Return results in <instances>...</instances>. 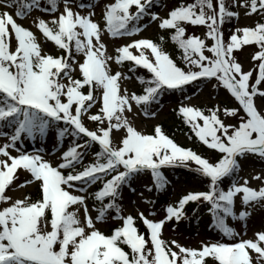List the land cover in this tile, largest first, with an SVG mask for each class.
Listing matches in <instances>:
<instances>
[{
    "label": "snow or ice",
    "instance_id": "6c2138e0",
    "mask_svg": "<svg viewBox=\"0 0 264 264\" xmlns=\"http://www.w3.org/2000/svg\"><path fill=\"white\" fill-rule=\"evenodd\" d=\"M153 8V0H0V264H264V226L247 234L252 211L264 208V170L251 177L258 187L239 176L241 160L264 162V0H180L163 16ZM241 15L258 19L241 24ZM152 23L175 58L165 36L139 35ZM225 23H234L226 38ZM251 46L245 70L235 52ZM138 69L146 71L135 76L139 88L122 87ZM205 84L236 106L188 103L186 89L195 96ZM166 93L181 95L176 115L212 155L179 145L160 124L135 125L137 113L157 117ZM49 138L51 151L24 148ZM176 167L206 187L154 218L144 193L163 191L162 169ZM146 177L140 198L152 208L129 210L123 192L136 193ZM190 202L193 213L205 206L219 238L189 246L163 237L167 223L189 219Z\"/></svg>",
    "mask_w": 264,
    "mask_h": 264
},
{
    "label": "rangeland",
    "instance_id": "374dc122",
    "mask_svg": "<svg viewBox=\"0 0 264 264\" xmlns=\"http://www.w3.org/2000/svg\"><path fill=\"white\" fill-rule=\"evenodd\" d=\"M169 0H156V4H154V8L153 10L157 11L161 16H163L171 6H173V3H169ZM104 2V0H100V3L102 4ZM97 12V16H99L100 14V8L98 7L96 9ZM257 18L256 16H253L251 18V20L245 19L243 17V15H241L240 17V23L241 24H252L254 22H256ZM21 22V21H18ZM22 23L28 24V21H24ZM204 29H198L197 34H201L203 32ZM162 32V30L158 29L157 25L155 23L149 24L146 28L145 31L141 32L139 35L143 36V37H150L153 40H156L157 37L160 35V33ZM123 40H115L113 42H111L110 44V51L111 48L114 47L115 45H118L120 43H123ZM49 47H51V45L49 44ZM254 51L253 47H245L243 49V51H236L235 55L236 58L238 59L239 62L242 63L243 67L245 70H248L251 66H252V62L250 60V54ZM207 54V53H206ZM177 63L179 64L180 62L177 61ZM116 69V66L113 65V70ZM124 69L126 71L127 66H124ZM131 75V74H130ZM123 86H127L130 90L133 88H138L136 85L135 80L130 79L129 81H127L125 84L122 85ZM190 96V100L188 101V103L195 105V106H199L201 108H208V107H213L216 106L218 104H224V106H227L226 103L230 102L231 99L229 98V94H227V92L224 89H213L211 87L210 84H207L206 87H204L201 92L198 95L193 96L192 94H188ZM177 97L175 95H173L171 97V101H166L164 103L166 110L164 111L163 109H160L159 106H157L154 110L157 111V117L152 119V118H145L141 115H139L138 113L136 115H132L131 119L134 121L135 125L139 128L142 129L145 132H150V129L154 127L155 124H159L166 121L164 124H167L169 126H172L171 122H170V112L169 109L174 107L175 105H178L177 102ZM262 101L257 100V103L260 104ZM176 103V104H175ZM232 106H235L233 103H231ZM223 106V105H222ZM135 112V109H134ZM221 119H223L225 121V123H233L232 118H226L223 116V113L221 112ZM85 123L87 124V126L94 127L92 122H88L87 120H85ZM173 138L174 141L176 143H178L179 145L183 146V147H189L190 145L188 143V137L186 134H179V132L176 130V128L173 126ZM69 139L65 140V146H67ZM45 147L46 150L51 151L52 147H53V140L51 138L48 139L47 143L44 145H41L39 142H36L35 144L31 141H25L24 143V148L25 150H31L32 148L35 147ZM196 152L200 153V151L195 150ZM90 158V154L89 156L85 157V160L87 161ZM262 170H264V162L259 161L257 158L255 157H249L246 158L244 160L241 161V170L239 173V176L241 178H248L249 179V183L251 186L253 187H258L259 182L258 181H254L251 179V177L253 175H255L258 172H261ZM168 170L164 171V174L167 173ZM24 177V173L21 172L20 173V179L22 180ZM166 177L169 179L170 184L168 186H166L165 190L166 193L164 192H160L159 194H155V192H153L152 196L148 197L147 193L145 192L144 195L148 198V199H153L155 196L156 198H162L164 196H166L167 198V202L168 203H174L177 199H178V195H183L188 190H199L200 187L199 185H197V178L192 179L189 182H181V178L177 177V179H171L170 177H168L166 175ZM147 179L144 178L141 181H139L135 186L137 187V192L136 193H129L126 190L123 192V196H124V200L123 203L127 205L129 210H133L137 207H139L141 210H144L147 214V211L149 209L152 208V206L150 205H145L143 204L141 198H140V193L144 190V181ZM95 186H93L94 188ZM93 188L91 190H93ZM25 194H29V193H35V189L34 188H25ZM162 196V197H161ZM155 200V205H154V210L156 212V217L154 218H161L162 214H163V208L160 207L159 202L161 200L158 201ZM132 201H135L136 203L133 204ZM240 205L237 202V209H239ZM207 215V214H206ZM138 222V221H137ZM235 228L240 231L242 230V225L240 222H234ZM199 226L201 228H204V225H202V223H199ZM261 226H264V208L260 207V206H256L255 209L252 211V214L250 216V218L247 220V234L249 236H251L253 234L254 230H257L259 228H261ZM186 231V229H185ZM190 233H193L192 230H189ZM185 233V232H183ZM187 234V232H186ZM165 236V230L163 231V237ZM203 235H195L192 237V239L187 240L185 238H178L176 240H178V242H180L181 244L184 245H189V246H196L198 244V242L202 239ZM175 239V238H174ZM187 242V243H186Z\"/></svg>",
    "mask_w": 264,
    "mask_h": 264
},
{
    "label": "trees",
    "instance_id": "16d2710c",
    "mask_svg": "<svg viewBox=\"0 0 264 264\" xmlns=\"http://www.w3.org/2000/svg\"><path fill=\"white\" fill-rule=\"evenodd\" d=\"M175 53H177L176 52V50H175V46H174V44H172V48H171ZM171 117H172V119L171 120H173L174 121V123L176 124V125H179V122L177 121V119H180L175 113H174V111L173 112H171ZM162 126V128H163V130H164V132H166V133H171V128L170 127H167L165 124L164 125H161ZM180 169H183L182 167L180 168ZM225 185V184H224ZM223 186V185H222ZM195 207H197V206H195ZM190 209H193V206L192 205H189L188 206V209H187V211L188 210H190ZM193 213V211L191 212V214ZM191 214H188L187 216H189V215H191Z\"/></svg>",
    "mask_w": 264,
    "mask_h": 264
}]
</instances>
